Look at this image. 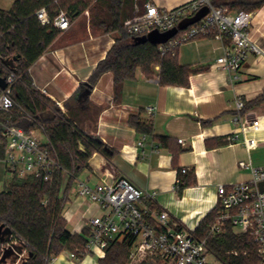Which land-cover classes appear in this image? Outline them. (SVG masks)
Wrapping results in <instances>:
<instances>
[{
  "label": "crops",
  "instance_id": "0c3cea01",
  "mask_svg": "<svg viewBox=\"0 0 264 264\" xmlns=\"http://www.w3.org/2000/svg\"><path fill=\"white\" fill-rule=\"evenodd\" d=\"M14 1L0 0V8L9 9ZM189 1L149 0L161 9L176 8ZM214 1L233 11L241 8L251 12L248 31L264 50V1ZM116 36V32L93 27L86 9L30 67L37 89L64 112L73 109L79 127L114 150L110 159L93 154L89 159L91 168L82 170L70 188L63 189L67 228L82 233L85 218L103 212L96 202L79 193L81 182L94 187L127 176L153 195L142 204L167 209L173 220L193 231L217 206L220 184L231 186L252 178L251 168L240 166V161L264 167V101L252 103L264 94V56L250 53L239 70L228 71L216 65L225 42L199 37L182 43L177 51L178 61L195 69L188 86L162 85L157 74L149 77L139 68L136 77L125 81L117 94L112 71L100 75L91 87L88 85ZM239 97L249 103L246 113L262 122L258 132H247L258 139L255 147L244 144V133L234 121ZM134 115L152 122L153 132H139L129 121ZM44 142H48L47 137ZM0 165L8 171L1 160ZM180 168L193 170L196 182L179 189ZM2 170L0 193L7 185ZM99 258L103 257L90 252L80 259L64 250L51 264H101ZM127 264L136 263L129 259Z\"/></svg>",
  "mask_w": 264,
  "mask_h": 264
},
{
  "label": "trees",
  "instance_id": "16d2710c",
  "mask_svg": "<svg viewBox=\"0 0 264 264\" xmlns=\"http://www.w3.org/2000/svg\"><path fill=\"white\" fill-rule=\"evenodd\" d=\"M148 1L15 0L11 8H0V75L7 77L11 71L17 75L11 89L14 104L8 111H0L1 154L7 144L3 130L7 125H15L27 132H42L53 146L59 164L49 181L14 175L0 193V257L7 246V242L2 240V236H7L2 233L6 227L12 229V242H19L25 252L21 264H51L52 259L64 250L80 259L89 253L86 248L89 229L73 233L67 228L63 189L68 190L82 170L91 168L89 159L94 153H100L108 159L114 153L113 148L79 127L73 109L64 112L34 85L30 67L62 32L52 22L42 23L37 11L46 7L53 19L56 12L63 9L73 19L89 9L93 27L117 33L115 43L90 77V87L104 72L112 71L116 93L119 94L123 83L134 79L139 68L149 77L157 74L162 85L186 87L195 69L181 64L177 58L178 52L176 55L163 53L159 44L150 41L136 43L135 36L128 32V25L142 18ZM181 33L182 30L177 36ZM15 55L19 57L12 69L3 60ZM262 101L264 94L252 103ZM248 106L249 103H245L243 112ZM129 121L139 132H153L152 122L143 121L139 116H131ZM182 169H179V189L196 182L193 170L186 168L183 172ZM218 204L193 232L205 239L210 251L225 264H257V245L248 232H235L231 225H227L220 233L211 231ZM131 244L127 239H110L105 257L99 258L100 263L127 264Z\"/></svg>",
  "mask_w": 264,
  "mask_h": 264
},
{
  "label": "built area",
  "instance_id": "2783aa9c",
  "mask_svg": "<svg viewBox=\"0 0 264 264\" xmlns=\"http://www.w3.org/2000/svg\"><path fill=\"white\" fill-rule=\"evenodd\" d=\"M204 7L209 8L204 17L188 25L179 36L178 32L167 42L159 44L163 53L176 55L182 43L207 36L225 42L224 52L216 60V65L225 70H239L250 53L264 56V50L252 40L248 31L252 13L233 11L228 6L216 5L213 0H191L172 9H161L148 1L142 18L130 23L128 32L142 36L153 29L166 31L193 17ZM37 15L42 23L52 22L61 30L68 29L72 23L70 14L63 9L58 10L53 19L46 7L40 8ZM16 79L17 75L11 71L7 76V88L1 89L0 111H8L13 106L11 89ZM244 107L245 101L237 98L234 121L244 133L242 141L251 148L259 141L255 136H248L247 132H258L262 122L243 112ZM148 110L153 111L152 108ZM3 135L7 144L4 153L0 151V160L8 171L20 178L32 176L44 181L52 178L59 164L49 142H44L34 131L27 132L15 125L5 126ZM239 164L251 168L252 178L231 186H218L219 204L211 231L220 233L231 225L235 232H248L257 245V264H264V167H254L247 161ZM182 171L185 172L186 168ZM179 182L180 178L177 184ZM79 193L96 202L103 211L84 220V227L89 229L86 244L89 253L105 257L110 239L118 238L131 241L129 259L136 264H225L210 251L205 239L196 236L194 230L183 228L171 218L167 209H152L142 204L153 195L127 176L94 187L81 182Z\"/></svg>",
  "mask_w": 264,
  "mask_h": 264
},
{
  "label": "water",
  "instance_id": "95a60500",
  "mask_svg": "<svg viewBox=\"0 0 264 264\" xmlns=\"http://www.w3.org/2000/svg\"><path fill=\"white\" fill-rule=\"evenodd\" d=\"M209 12L208 7L202 8L199 12H197L193 17L185 19L181 21L177 26L166 30L160 31L159 29H153L146 35L135 36L134 40L136 43H144L150 41L154 44H162L167 42L170 38L174 37L180 30L185 29L188 25L194 23L195 21L200 20ZM19 55H15L11 58H5L3 62L10 66L12 69L15 68V62L18 59ZM8 86V81L6 76L0 75V88L2 90L6 89ZM262 186V184H261ZM2 228H0V231ZM3 235H7L6 237L2 236V240L7 242V246L3 249L2 255L0 257V264H8L9 260L12 262H16L18 259L22 258L23 261V248L21 244H17L12 242V229L10 227H6L3 230ZM24 264V262H23Z\"/></svg>",
  "mask_w": 264,
  "mask_h": 264
},
{
  "label": "rangeland",
  "instance_id": "374dc122",
  "mask_svg": "<svg viewBox=\"0 0 264 264\" xmlns=\"http://www.w3.org/2000/svg\"><path fill=\"white\" fill-rule=\"evenodd\" d=\"M34 131V133L37 135V136H39L43 141H46V136L42 133V132H40L39 130H33ZM95 154V153H94ZM102 155V154H101ZM103 156V155H102ZM1 167H2V165H0ZM2 169H3V167H2ZM1 168H0V170H2ZM2 172H3V182L5 181L7 184L12 180V178H13V174L10 172V171H3L2 170ZM2 190V189H1ZM0 190V191H1ZM15 243H17V244H19V242H15ZM23 256H25V253H23ZM22 263V258L21 259H18L16 262H12L11 260H9V263L8 264H21Z\"/></svg>",
  "mask_w": 264,
  "mask_h": 264
}]
</instances>
